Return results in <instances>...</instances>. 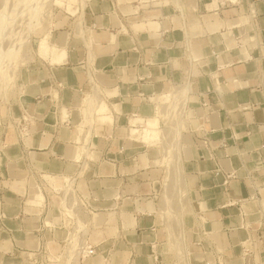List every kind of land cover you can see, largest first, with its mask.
<instances>
[{
	"label": "crops",
	"instance_id": "crops-1",
	"mask_svg": "<svg viewBox=\"0 0 264 264\" xmlns=\"http://www.w3.org/2000/svg\"><path fill=\"white\" fill-rule=\"evenodd\" d=\"M90 2V45L60 31L65 62L24 72L14 119L22 140L14 129L3 137L0 264H33L45 240L56 253L61 238L60 226L46 225L57 218L25 201L27 163L43 179L85 170L80 187L96 213L82 264H165L163 218L149 197L161 186L146 166L159 152L132 135L157 116V96L184 85L178 162L190 200L183 233L189 264H214L216 254L222 264H264V0ZM92 77L105 105L91 134L97 160L85 168L77 127L90 122L82 101L94 91ZM51 201L58 206V197ZM248 239L255 250L244 258Z\"/></svg>",
	"mask_w": 264,
	"mask_h": 264
},
{
	"label": "rangeland",
	"instance_id": "rangeland-1",
	"mask_svg": "<svg viewBox=\"0 0 264 264\" xmlns=\"http://www.w3.org/2000/svg\"><path fill=\"white\" fill-rule=\"evenodd\" d=\"M174 3L179 7L181 0H174ZM90 6V0H0V181L6 180L1 167L4 151L8 147L5 139H3L5 132L14 129L18 138L22 140L21 129L23 128L15 124L14 119L16 118L15 111L19 105V94L25 70L45 61L51 64L50 59L41 52L39 45L44 38H47L50 45L63 47L67 51V42L59 43L60 31L73 33V38L81 36L89 43V35L85 31L84 23L87 12L91 10ZM58 28H64V30H58ZM92 78L91 82L93 83L94 91L85 93L82 101V105L88 109L90 122L87 128L83 126L77 127V134L79 138L81 136V139H79V158L86 160L85 168L89 166V163L92 164L97 160L94 154L95 139L93 145L91 143V134L94 130L96 132V128L99 127V119L97 125H94L95 118L105 105L100 99L99 90L95 85L96 80L94 77ZM184 86L173 87L170 91L157 96L155 100L158 105L157 116L146 122L143 120L144 122L142 121L139 125L138 134L132 135V139L138 144L142 143L147 146L144 148H147L148 152H159V154H155L154 159L150 158L151 162L147 163L146 166L157 170L155 173L156 181L161 186L157 193L153 192V196L149 197L155 200L157 211L163 218V229L166 236H164V241L158 249L168 254L165 255L167 257L164 261L165 264H189V254L185 249L183 233L184 219L189 211L190 200L188 193L185 196L186 193L178 162L180 144L178 140L184 130V115L187 103V95L185 97L179 96L178 90ZM164 96H167V98ZM96 98L98 104L94 108ZM109 125L108 131L110 132L113 127L111 124ZM102 130L105 131L106 129L102 128ZM97 133L98 130L95 134ZM174 137L176 138L175 141ZM76 147L79 146L76 144ZM156 160H159V164L155 162ZM26 170L27 184L32 179L28 192L30 199L43 201L45 194L46 200L45 206L42 207V212L44 215L49 212L51 220H54L53 217L57 218L55 222L57 221L58 225L55 224L54 226H60L61 228L58 230L61 233V238L56 243L58 251L56 250L55 253L51 248L52 244L50 241L45 240V244L42 245L41 249L43 252L38 254L39 257L37 255L34 256L33 259L38 258L41 264H68L70 260L65 258V254H61L63 253L62 249L67 245L65 253H75L74 259H72L74 261L71 262L80 264L81 254L84 252V245L87 243V235L92 231L91 218L92 213H96L95 210L87 206V213L82 207L80 214L84 222L88 219V225L87 227L86 225L81 227L82 229L79 232L77 230L71 232L73 223L52 204L51 198L54 191L44 181L42 173L28 163ZM84 172L85 170L76 177L51 176V185L54 188H61L64 182L71 184L78 177H83ZM37 182L42 186L44 194L41 188L37 187ZM3 186L0 185V189L4 188ZM78 195L84 203L87 201L83 198L84 194L79 193ZM26 199L28 200L27 197L25 201ZM41 204L43 206L44 201ZM50 224L51 222L48 221V225ZM50 228H53V226H50ZM70 232L71 234L66 244ZM46 244L51 253L56 255L60 253L59 256L54 258L50 253L48 254L47 250L45 251ZM51 258L54 259L52 260Z\"/></svg>",
	"mask_w": 264,
	"mask_h": 264
},
{
	"label": "bare ground",
	"instance_id": "bare-ground-1",
	"mask_svg": "<svg viewBox=\"0 0 264 264\" xmlns=\"http://www.w3.org/2000/svg\"><path fill=\"white\" fill-rule=\"evenodd\" d=\"M30 12H31V10H30ZM25 19H27V18H25ZM39 45H40V48H41V52L43 53V55L45 57H48L50 59L51 64H53V65H60V64H63L65 62V60L67 58V51L63 47H57V46L50 45L48 43V41H47V38L42 39L40 41V44ZM91 80H92V78H91ZM91 80H90V83H91V85H93V83L91 82ZM175 87H178L179 88L181 86H175ZM179 90H178L179 96L185 97L187 95V92H188V85L180 88ZM165 98H167V96ZM182 108H183V106H182ZM138 128H139V126L137 127V129ZM79 133H80V130H79ZM162 137H164V136H162ZM175 140H176V138L174 137V141ZM73 177H76V176H73ZM79 180H80V177H78L71 184H68V182H64L63 183V186L61 188H54L53 185H51L52 180L50 178L44 179V181H46L50 185V189H52L54 191V194L53 195L56 196V197H58V199H59V204L55 208H57L58 210H60L66 216V218H68V220L73 223V228H72V231L71 232H74L75 230H77V232H79L82 229L81 227H83V226L85 227V225L87 227V225H88V219H87L86 222H84V220L81 217L80 211L82 210V207H83V210H86V212L88 213L87 206L88 207L89 206H92V202L89 201L88 196L86 194H84L83 191L81 190L80 183H79L80 181ZM37 185H38L37 186L38 188L39 187L41 188L42 193L44 194V191L42 189V186H40L39 183ZM79 193L80 194H84L83 195V198H84V200L85 199L87 200V201H85V203L81 199V197L78 195ZM27 198H28V202L31 203V205H33V206H36V207H44L45 206V203H44L43 206L41 204L43 201L45 202V194H44V200L43 201L38 200V199H36V200L30 199L29 193H28V197ZM86 202H87V204H86ZM55 224L56 223H51L50 225H48V223H46L47 226H53ZM71 232L68 234V237H67V240H66V244H67V241H68V238H69ZM89 237H90V233L87 235V243H86V245H84V252L81 254L80 264H82V260L89 253H91V250L93 248L90 245V241H89L90 238ZM45 248L47 249L48 254L50 253L52 255V257H54V258H56L57 256H59V254H60L59 253V254L56 255V254L51 253L49 251V248H48L47 244L45 245ZM66 250H67V245L65 246V248L62 249L63 253H61V254L62 255L65 254V258H68V260H70L68 262V264H74V262H71V261H74L72 259H74L75 253L73 252L72 254H66L65 253Z\"/></svg>",
	"mask_w": 264,
	"mask_h": 264
},
{
	"label": "built area",
	"instance_id": "built-area-1",
	"mask_svg": "<svg viewBox=\"0 0 264 264\" xmlns=\"http://www.w3.org/2000/svg\"><path fill=\"white\" fill-rule=\"evenodd\" d=\"M221 4H230V5H233V6H239L243 3V0H219ZM264 77V76H263ZM53 228H55V226H53ZM254 240L252 239H248L247 241H245L243 243V255H244V258H247V257H250L254 250H255V244H254ZM259 242L261 243V240H259ZM156 247V246H155ZM47 249L45 248V251ZM41 252H43V250H41ZM158 257L156 256V259ZM215 260H214V264H222V256L220 254H216L215 255ZM33 264H41L39 259H33ZM43 264V263H42ZM252 264H262L260 262H252Z\"/></svg>",
	"mask_w": 264,
	"mask_h": 264
}]
</instances>
